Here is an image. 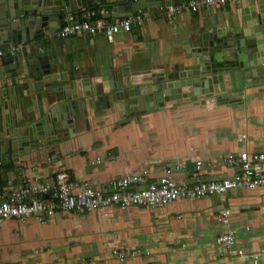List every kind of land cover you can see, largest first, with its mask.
Returning <instances> with one entry per match:
<instances>
[{"label": "crops", "instance_id": "0c3cea01", "mask_svg": "<svg viewBox=\"0 0 264 264\" xmlns=\"http://www.w3.org/2000/svg\"><path fill=\"white\" fill-rule=\"evenodd\" d=\"M259 1L264 0L183 11L173 17L160 10H136L133 14L143 15L141 26L121 32L113 42L102 34L35 41L37 51L50 50L58 58L61 51L68 52L66 63L74 64V87L80 100L72 113L68 112L58 102L56 89L44 92L47 84H40L33 102L29 90L14 93L13 87L26 76L5 73L7 85L0 88V105L8 113L6 123L0 115V135L10 134L0 140V190L9 185L18 187L21 169L30 166L36 167L31 173L36 179L51 176L57 166L72 177L88 180L96 189L131 173L155 180L165 166L172 169L176 179L232 176L235 168L224 162L228 153L264 152V82L252 78L244 68L224 63L227 85L217 101L213 100L215 93L207 95L210 98L203 103V95L192 101L171 94V99L153 109L152 102H146L144 83L149 82L150 78L145 79L150 75L165 80L168 74L199 69L189 29L208 23L214 14L231 35L232 29L239 31L244 11ZM100 6L96 3L69 13ZM227 42L233 45L234 41ZM233 48L225 49L233 54ZM19 51L26 54L27 50ZM110 66L130 75L126 90L109 92L111 79L106 76L105 90L97 86L94 91L101 97H86L83 76L99 80L103 77L99 76L100 69L110 70ZM200 75L205 81L206 73ZM231 82L242 89L234 90ZM63 84L69 85L67 81ZM131 99L137 103L130 104ZM59 104L65 117L62 128L52 131L49 110ZM140 106L145 110H139ZM39 117L50 120L49 125L45 122L41 126L42 139L31 140V147L18 146L19 138L13 131L29 128V136L32 131L38 135ZM223 208L230 212L227 225L217 220ZM108 212L103 216L98 210L83 214L57 211L43 223L34 218L9 219L0 224V264H254V256L258 264H264V187L232 190L224 202L218 196H206L179 199L162 208L112 206ZM227 229L235 234L231 247L216 242ZM125 248L147 252L127 258L113 253Z\"/></svg>", "mask_w": 264, "mask_h": 264}, {"label": "water", "instance_id": "95a60500", "mask_svg": "<svg viewBox=\"0 0 264 264\" xmlns=\"http://www.w3.org/2000/svg\"><path fill=\"white\" fill-rule=\"evenodd\" d=\"M179 1L0 0V49H8L11 45L15 44L27 50L26 54L19 51L13 56L8 55L4 58L2 68L0 69L2 73L0 77V88H4L7 85L5 73L11 72L12 76L25 75L24 82L21 84L18 83L13 87L15 94L18 93V89L29 90L27 94L35 102L36 93L41 90L40 84H47L44 92L50 88L56 89L58 102L66 106L67 111L72 113L80 99H78V92L74 87V64L66 63V55L68 52L64 53L61 51L59 60L58 55L53 56L50 50H45L40 53L33 43L39 39L48 38L50 35H53L56 29L65 24L64 19L67 13L77 8L99 3L107 9L109 17H126L133 15L136 10L143 12L156 11L160 5L175 4ZM244 12V18L239 27V31L232 29L231 35H229L227 29L225 30L220 26V18L214 14L208 23L199 24L189 29L192 51L199 56L200 67L197 70L195 69L194 72L192 70L189 73H181V75L179 73L168 74L165 80H159L156 76L151 75L147 77L145 81L148 78L150 80L148 83H144L147 93L145 98L146 102H152V109L161 106L163 101L171 99L173 94L177 98L191 99L192 101H196L200 95H203L201 99L203 103V101L209 100L210 97L207 95L215 93L214 95L216 97L214 96L213 100L217 101L221 93L225 92L227 85V82H225L227 80L225 79V73L228 70L223 71L224 63H229L238 68H244L252 78H255L259 82H264V1H259L255 6ZM56 22L57 25L55 24ZM228 39L234 41L233 45L227 42ZM226 47H234L232 50L233 54L226 51ZM222 53L223 56L220 57ZM220 58L221 60H219ZM64 66L68 68L63 70ZM117 69L112 66H110V70L102 67L99 76L103 77L96 81H92L91 78L83 76L85 77L84 81H86L87 85V89L85 90L86 97L97 96L96 98L98 99L101 97L95 94L94 91L95 89L97 90V86H101L102 91L105 90L106 76L111 79L109 92L119 93L121 90H126L129 84L128 76L130 75L123 74ZM212 69H216V71H212ZM177 71L179 70L177 69ZM201 72L206 73L205 81H201ZM141 80L143 81L144 79L142 78ZM64 81H67L69 85L65 86L63 84ZM30 83L32 84V88L30 87ZM231 85L234 90L242 89V86L239 85L238 88L235 83L231 82ZM206 88L207 90H205ZM129 94L131 96V92ZM82 99L85 100L84 98ZM132 100H130V104L137 103L136 100ZM89 103L92 104V101H89ZM60 104L54 106L55 108L51 107L49 110L52 114L50 124L52 131L62 128L61 123L64 120L65 112L61 110L63 106ZM150 105L148 104L146 107ZM5 109L0 105V115H3L4 123L7 122L8 113ZM2 110H5V112ZM139 110H145V107L142 108L140 106ZM56 112L58 116H56ZM44 118L39 117V128L37 127L35 130L38 135L32 131L31 136H29V132L31 131L29 128L23 131H18L17 128L13 131V135L19 138L17 141L19 143L18 146L27 144L31 147V140L34 141L37 138L42 139L44 130L41 126H45V122L46 125H49L50 122V120ZM16 125L18 124L16 123ZM4 128L6 127L2 126V129ZM4 134L8 136L10 133L5 132L3 135H0V140L3 139ZM20 135L23 137H20ZM28 136L29 139H25ZM34 146H37V144ZM26 151H29V149Z\"/></svg>", "mask_w": 264, "mask_h": 264}, {"label": "built area", "instance_id": "2783aa9c", "mask_svg": "<svg viewBox=\"0 0 264 264\" xmlns=\"http://www.w3.org/2000/svg\"><path fill=\"white\" fill-rule=\"evenodd\" d=\"M246 0H180L178 3L160 5V10L170 17L179 12H197L201 9L224 6ZM65 24L56 29L48 39L67 38L70 36L102 34L109 42H113L121 32H130L141 26L142 13L126 17H110L103 6L86 8L79 13H68ZM22 47L11 45L8 49H0V65L8 55L13 56ZM44 51L43 48H39ZM49 160V158L47 157ZM225 164L234 167L232 176L217 180H205L198 175L191 179H176L172 169L163 168L162 174L155 180H149L142 173H131L111 179L104 188L96 189L88 180L72 177L62 167H53L51 176L36 179L31 176L35 166L21 169L22 181L17 186L9 185L0 190V224L9 219L34 218L43 223L57 211L83 214L98 210L103 216L108 215L112 206L133 207L144 206L162 208L179 199H195L198 197L218 196L226 201L228 192L237 189H255L264 187V152H248L241 150L228 153ZM230 212L223 208L217 215V220L224 225L229 223ZM216 242L231 247L235 243V234L227 229L216 238ZM147 250L125 248L114 249L118 258L138 257ZM252 262L258 264V257ZM141 264H152L149 262Z\"/></svg>", "mask_w": 264, "mask_h": 264}]
</instances>
